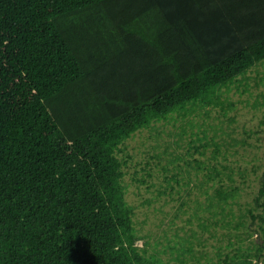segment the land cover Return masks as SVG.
I'll return each instance as SVG.
<instances>
[{
    "label": "trees",
    "instance_id": "obj_1",
    "mask_svg": "<svg viewBox=\"0 0 264 264\" xmlns=\"http://www.w3.org/2000/svg\"><path fill=\"white\" fill-rule=\"evenodd\" d=\"M263 61L264 0H0V264H172L137 244L121 145L171 114L186 135L192 113L225 111L222 89ZM190 157L172 155L169 180L194 183ZM207 171L194 187L220 184L194 210L208 213L199 227L238 234L206 264H264V171L246 226L227 218L234 171ZM193 238L203 245L192 231L179 263Z\"/></svg>",
    "mask_w": 264,
    "mask_h": 264
},
{
    "label": "rangeland",
    "instance_id": "obj_2",
    "mask_svg": "<svg viewBox=\"0 0 264 264\" xmlns=\"http://www.w3.org/2000/svg\"><path fill=\"white\" fill-rule=\"evenodd\" d=\"M238 80L222 89L223 98H227L231 106L225 111L219 107H207L209 116L205 113L197 116V111L192 113L188 119H192L194 126L188 127L186 135L178 136L180 124L184 122L177 114H171L166 120L132 135L118 152L123 164L125 198L134 207L135 228L143 237L137 244L142 246L143 242H147L146 247L150 252L171 260L172 264L179 263L176 254L186 246L181 245L185 238L191 240L192 231H195L203 245L195 244L197 238H193L195 256L185 253L183 263L179 264H206V261H216L218 254L224 257L227 253H234L232 245L227 244L228 240H236L237 231H229L222 225L210 231L199 227L198 218L208 214L202 210L206 207L207 197L213 196L214 187L220 184L219 179V182L207 183L202 189L194 187L195 182L205 181L207 167L211 169L215 166L224 170L226 166L228 172L230 169L234 171L233 184L239 187V192L232 205V214L227 218H232L233 225L237 221L245 222V226L251 222L249 216L245 217L246 209L258 193L260 175L264 171V61L250 68ZM205 119V125L218 124L216 136L212 129L200 125ZM197 120H200L199 126ZM204 130L208 132L206 139L202 140ZM200 144H203L198 148L201 153L191 148ZM216 144L219 152L215 151ZM188 151L193 154L190 160L194 165L191 169L194 183L187 185L186 173L179 170L176 171L179 173V184L169 180L174 167L172 155ZM194 159H197L196 162ZM179 164L183 167L185 162L180 161ZM165 166L171 171H164ZM143 167L146 171L142 170ZM147 171L151 176L147 175ZM221 181L227 182L228 179L222 177ZM169 184L173 185L172 190ZM199 206L203 208L198 211V217L194 210ZM218 216L219 213L214 217ZM250 233L249 230L239 234L245 245L249 243L248 238H258L255 232L248 237Z\"/></svg>",
    "mask_w": 264,
    "mask_h": 264
}]
</instances>
